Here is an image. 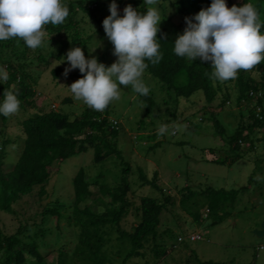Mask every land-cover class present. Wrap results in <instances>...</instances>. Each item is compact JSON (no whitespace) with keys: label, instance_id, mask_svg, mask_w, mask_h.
I'll use <instances>...</instances> for the list:
<instances>
[{"label":"trees","instance_id":"obj_1","mask_svg":"<svg viewBox=\"0 0 264 264\" xmlns=\"http://www.w3.org/2000/svg\"><path fill=\"white\" fill-rule=\"evenodd\" d=\"M118 1L120 6H124V0ZM171 1L162 0L170 3ZM64 2L70 9V15L65 22L58 26L51 24L45 26V30L51 31L50 40L60 45L56 59L64 61L67 52L74 47H81L85 56H90V45L97 36L85 31L84 24L90 19L93 24L98 25L96 33L103 36L102 41L106 43L104 52L97 57L98 60L113 55L114 46L103 28L106 4L108 2L111 4L112 0H64ZM211 2L212 0L175 1L174 5L178 6L181 14V21L174 30L176 35L169 34L166 29H160L158 32L163 58L156 64L149 62L144 78L150 92L147 96L139 94V97L149 116H153L161 100H166L172 105L173 117L177 118L181 100L203 96L205 103L203 106L199 105L202 108L199 109L211 108L208 120L212 121L216 133L225 137L227 127L221 121L220 115L225 111L238 110L237 114L240 116L238 127L233 134L225 138V144L237 158H242L248 152L257 151L264 145V61L252 70H241L236 79L213 82L209 78L213 71L210 61L201 62L197 59L190 62L174 54V42L186 27L185 17H193L202 9L209 7ZM226 2L228 7L233 5L242 7L246 3H253L259 11L261 21H264V0ZM129 4L140 11H146L148 7L154 6L144 3V0H129ZM119 12L123 16L124 13ZM115 61L111 60L110 64ZM0 64L9 74L7 83L0 84V97L3 96L4 90H14L21 101L20 109L27 111L28 107L35 105L38 96L36 88L39 87L40 76L34 73V67L40 68L45 65L48 68L52 64L51 58L43 53L41 47L33 50L27 47L22 39L13 38L0 41ZM63 65H56L51 69L55 82L59 83L60 80L68 78H82L83 74L80 71H72L65 76ZM147 77L157 80L158 83H153ZM154 85L161 95H156ZM56 99L46 101V106L50 108L48 111H36L23 119L21 134L14 139L6 137L0 143V213H14L15 204L24 197L33 196L37 188L39 189L36 194L39 198L50 199L52 194L49 193V186L55 175L61 172L63 162L90 149L94 150L96 163H102L110 156L116 155L124 167L123 177L116 185L108 186L101 180L103 175L99 174L89 179L85 168H81L72 179L74 197L71 206L73 211L70 215L64 217L59 200L53 201V205L52 201H49L42 211L36 212L33 224L23 220L13 232L8 230L0 216V264H127L134 258L146 257L149 248L156 257L165 256L168 247L161 242L163 236L160 226L163 216L172 211L171 208L176 206L179 200L177 196L170 195L160 188L159 172L156 169L150 179L149 174L140 168L136 184L140 187L141 181L142 186L154 187L159 192L158 197L150 193L141 195L138 190L132 189L128 176L133 171V166L119 148L121 125L113 118L114 101L103 112L86 106L81 113L73 114L71 117L70 114L60 111L61 107L58 109L53 107ZM74 101L72 97H66L61 103L69 104ZM257 108H261L260 113ZM0 117L7 123L11 116ZM169 122L170 120H167L164 124ZM141 124L150 123L142 121ZM185 124L192 125L189 127L191 129L195 128L189 117ZM11 144L15 145L16 151L19 152L14 163L8 161L10 156L7 147ZM214 161L224 162L221 159ZM95 187H99L98 191ZM184 190L181 191L183 205L190 203L195 195L203 193L191 188L187 193ZM207 192L204 194H207L211 201L209 204L206 203L210 212L206 219L216 223L222 218H213L215 215L213 211L221 210L223 202L237 198L239 191L227 193L210 189ZM130 213L135 214L138 221L133 231L123 229L124 218ZM55 217L58 219L60 230L65 229L61 225L63 218L73 226L75 244L70 247L67 244L58 247L56 257L49 259L43 251L42 244L48 236L47 225ZM115 233L117 236L113 237ZM163 233L168 235L169 228ZM116 256L119 257L118 263ZM188 260L187 264H234L201 260L195 254ZM148 263L149 260L145 262Z\"/></svg>","mask_w":264,"mask_h":264},{"label":"rangeland","instance_id":"obj_2","mask_svg":"<svg viewBox=\"0 0 264 264\" xmlns=\"http://www.w3.org/2000/svg\"><path fill=\"white\" fill-rule=\"evenodd\" d=\"M124 1V6H120L119 1L116 0L119 11L123 12L129 4V0ZM173 2L174 0L171 3L158 0L157 5L154 6L159 8L161 18L164 19L160 24V29H166L169 34L176 35L174 30L181 21V14L178 6ZM109 5L108 2L106 17L110 15ZM84 25L86 33L97 35L90 45V56L86 57L97 58L104 52L106 43L102 41L103 36H98L99 34L96 33L98 25L93 24L91 19ZM45 31L46 38L41 49L51 58L52 64L48 68L45 65L40 68L34 67V73L40 76L39 87L36 88L38 96H36L35 105L28 107L27 111L20 109L16 114L11 115L7 123L0 117V143L6 137L14 139L21 134L23 132L21 122L28 115L36 111H48L50 109L46 106L48 100L59 97L53 107L57 109L61 107L60 111L70 114L71 117L74 116L73 114L81 113L87 106L82 101L76 100L69 104L61 103L66 97L73 98L68 87L80 78L63 79L59 83L53 80L51 69L63 64L66 68L68 62L56 59L60 45L49 41L47 37L50 36L51 31ZM115 59L117 60V57L114 55H108L99 61L106 66H111L110 61H115ZM0 67H2L1 64ZM78 71V68L73 70V72ZM150 80L158 83L152 78ZM153 88L156 95H161L156 85ZM161 101L157 109H154L153 116L147 114L142 99L132 90L131 86H121L120 99L114 101L113 118L121 125L119 148L133 166V171L128 176L132 189L138 190L141 195L150 193L158 197L159 192L154 187L142 186L141 181L140 187L136 184L140 168L149 174L150 179L156 169L159 172L160 188L170 195L177 196L179 200L177 205L171 208L173 210L163 216L160 226L163 236L161 242L168 247L167 254L156 257L149 248L146 251V257L134 258L127 264H145L148 260L150 261L148 264H187L189 257L194 254L201 260L233 262L234 264H264V249L261 248L264 244V237L260 238L254 234V231L264 221V145L257 151H250L244 157L237 158L225 144V138L233 134L238 127L240 121L238 110L225 111L220 115L221 121L227 127L225 137V135H218L212 121L208 120L211 108L199 109L201 108L199 105L203 106L205 103L203 96L181 100L177 118L173 117L172 105H169L166 100ZM187 117L191 118L194 123V129L189 128L192 125L185 124ZM167 120L170 122L165 125ZM142 121L150 124L142 125ZM161 125L167 129L164 134L158 132ZM7 151L10 156L8 161L14 163L19 155L15 145H8ZM94 155V150L90 149L63 162L61 172L55 175L49 186V193L52 194L50 199L39 198L36 194L39 189L37 188L33 196L24 197L15 204L14 213L1 212L0 216L8 230L16 231L19 222L23 220L33 224L36 220L33 219L36 217V212L42 211L49 201H52L53 205V201L59 200L64 217L70 215L73 211L71 206L74 197L72 179L81 168H85L89 179L99 174L103 175L101 180L108 186H114L120 182L124 167L117 156L112 155L102 163H96ZM214 159H221L224 162L217 163ZM187 188L203 191V193L198 192L202 194L195 195L193 200L184 206L181 203V191L185 189L184 192L187 193ZM95 189L98 191L99 187ZM210 189L227 193L234 190L239 191L237 198L227 200L226 203L222 201L221 210L213 211L215 214L213 218H222L216 223L206 219L210 213L207 210V204L211 200L204 193ZM137 223V216L130 213L124 218L123 229L133 231ZM61 225L65 229H59L56 217L52 218L47 225L48 236L42 245L49 259L56 257L58 247L66 244L70 247L75 244L73 226L69 225L66 218L61 220ZM167 228H169L168 235L163 233ZM196 233L201 234L203 238L197 241L190 240L189 236ZM116 236L117 233L113 234V237ZM181 238L184 240L181 241ZM116 258V263H118L119 257L116 256Z\"/></svg>","mask_w":264,"mask_h":264},{"label":"clouds","instance_id":"obj_3","mask_svg":"<svg viewBox=\"0 0 264 264\" xmlns=\"http://www.w3.org/2000/svg\"><path fill=\"white\" fill-rule=\"evenodd\" d=\"M144 3L157 5L158 0H144ZM109 10L103 28L117 60L106 66L94 56L87 58L81 47H74L63 61L68 62L65 76L77 68L83 74L68 87L74 100L100 112L120 99L121 86H131L135 93L147 96L150 87L144 77L149 62L156 64L163 58L157 34L164 19L158 7L140 11L129 4L121 16L116 0H112ZM69 15L64 0H0V41L19 38L35 50L44 43L45 26L61 25ZM185 21L183 33L174 42V54L190 62L210 61L213 71L209 78L213 82L236 79L241 70H252L264 61V21L253 3L229 8L226 0H212L209 7L193 17H185ZM47 39L50 41V36ZM8 80V72L0 67V84ZM20 105L17 92L4 90L0 116L16 114ZM257 110L260 113L261 108ZM166 130L161 125L158 132L164 134ZM261 248L264 249V244Z\"/></svg>","mask_w":264,"mask_h":264},{"label":"water","instance_id":"obj_4","mask_svg":"<svg viewBox=\"0 0 264 264\" xmlns=\"http://www.w3.org/2000/svg\"><path fill=\"white\" fill-rule=\"evenodd\" d=\"M254 234L260 238L264 237V221L261 226L254 231Z\"/></svg>","mask_w":264,"mask_h":264},{"label":"built area","instance_id":"obj_5","mask_svg":"<svg viewBox=\"0 0 264 264\" xmlns=\"http://www.w3.org/2000/svg\"><path fill=\"white\" fill-rule=\"evenodd\" d=\"M191 239L193 241L200 240V239H202V235L201 234H194L191 236Z\"/></svg>","mask_w":264,"mask_h":264}]
</instances>
